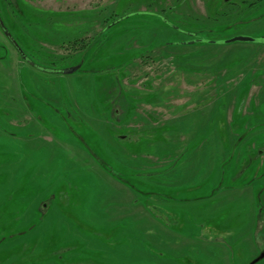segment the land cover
<instances>
[{
    "label": "rangeland",
    "instance_id": "rangeland-1",
    "mask_svg": "<svg viewBox=\"0 0 264 264\" xmlns=\"http://www.w3.org/2000/svg\"><path fill=\"white\" fill-rule=\"evenodd\" d=\"M16 1L2 20L26 60L0 34V264H248L255 246L264 248V0L251 7L254 0H225L235 7L223 0ZM218 10L238 15L186 44L183 32L198 26L185 21ZM234 36L254 40L225 43ZM143 84L156 92L135 93ZM115 97L146 105L136 109L143 126L183 118L182 132L194 140L187 148L181 142L179 153L207 155L177 169L126 166L141 193L132 203L144 206L145 193H164L160 183L186 174L182 185L197 187L181 196L205 195L223 174L216 203L206 207L216 231H225L219 239L205 243L208 233L197 235L206 229L185 212L168 229L187 242L144 232L142 216L115 209L121 194L112 177L124 181L125 158L139 164L144 151L153 164L175 155L114 139L102 121ZM132 126L139 128L137 120ZM154 178L157 185L148 183Z\"/></svg>",
    "mask_w": 264,
    "mask_h": 264
},
{
    "label": "crops",
    "instance_id": "crops-1",
    "mask_svg": "<svg viewBox=\"0 0 264 264\" xmlns=\"http://www.w3.org/2000/svg\"><path fill=\"white\" fill-rule=\"evenodd\" d=\"M139 87H141V89L143 88L142 91H139L137 89V91L134 90L135 93L139 92L143 94V93L156 92L154 90L150 91L148 84L147 85L143 84ZM122 90H124V93L126 94H130L134 92L133 90H126L124 87L122 88ZM116 100H117L116 103H114L113 105L111 104L109 105L110 119H112L114 123L108 121L111 123V124L109 123L110 124L108 128L109 131H111L114 128V132H117L118 134L116 135V137L114 135V139L117 138L119 141L125 140L127 141V143L135 142L136 144L140 142H145V145H143L144 147L147 145H148L147 147L153 145L159 150L162 149L163 151H172L173 153H175V155H173L172 157L173 159H165L167 158L166 155H160L161 157L157 158L158 160L153 164L150 163L149 161L146 162L144 159H142L143 157L144 158H148L150 156L152 157V155L150 154H145L146 155L145 156L144 151L142 152L140 156L142 158L139 159V164L138 163L131 164L132 161H130L128 158H125V159L123 158L124 159L123 165H121V167L123 168L120 171L122 172L123 177L125 176L124 181L117 177L115 178L112 177L113 181L111 177L108 180L114 183V190L115 191L118 190L121 194L120 195L121 199L119 200L113 199L115 202V205H114L115 209L119 208L118 209L119 211H123L124 214H128L131 216H134V215L142 216L146 222L141 223L139 227H141L144 232H150V233L153 232V234H156L160 238L176 237V238H180L181 241L187 242L188 241L187 237L183 235H174L168 229V227L171 229H176V225L175 227H173L172 225H174L176 222V219L179 218V216L185 212L188 215V221H190V223H192V221L194 222L199 221L201 223V226L206 229V230H202V232L204 233H198L197 235V236H201V235L208 233L206 239L203 240L205 243L212 241L209 239V237L213 235L217 236L216 238L219 239L221 234L224 233L225 231L221 229H219L221 233H218L216 231V228L210 222V220H212L213 217L206 216L207 215L206 207L214 202L216 203L217 199L214 198V192L217 190L220 191V188L222 185L223 174L221 176L220 183H218L217 185V188H214L211 193H208L205 195H200V194H196L195 192H192L194 193L193 194L194 197L181 196V192L183 190L189 193L191 189H194L197 187V184H192L191 180L189 181L187 185H182V181L188 178L186 174L184 179L182 180L174 179L169 182L164 181L163 183H160L159 186L163 188L164 193L158 192V193H153L151 195L149 192L145 193L148 195L144 197V206L140 204L137 206L136 204L132 203V200L134 199V195H138V194L141 195V193L137 188L131 185L128 179V176H129L128 173L134 170H131L129 172L126 166L129 167L132 165H136L138 169L137 171H141L140 169L143 168L144 170L143 169L142 170L144 172H145V169H150V170L164 169L166 166H169V165H172L174 166V169H177L181 167L184 161L186 160V159L184 160V155L181 156V153H179L181 151L180 147L182 146L181 142L188 141V143L186 144V148H187L190 145L189 142L194 140L193 139L194 136H192L189 133L182 132L183 130L180 126L185 124V120L178 116L176 118L173 117L172 120L164 119V120H161L160 122H158L159 120L154 123L152 122L150 123L152 125L151 128H149L150 124L148 125L146 124V126H143V124H145L146 118L144 117L145 118L144 119L143 116L140 115V113L136 112V109L138 107H142V105L140 104L144 105L143 102L141 103L138 102V104L140 105L138 106V104L134 105L133 103L132 105H129L126 101L120 100L118 98H116ZM155 102H152V103H155ZM149 106H153V105H149ZM135 120H137V126L139 127L138 129H135L132 126ZM235 137L227 136L225 140L234 142ZM245 139L249 140L248 136H246ZM200 140L202 142L206 141V139H200ZM236 140H237V137H236ZM199 147H206V145L205 143H201ZM253 147L254 146H252V148ZM192 153L193 152L189 154L186 162L188 161L191 163L193 162L194 166L200 165L202 163V159L205 160V158H207L206 154H204V157H202L198 155V153H196L195 155L192 156V160H191L190 155H192ZM126 169L128 170V173H126ZM195 169L190 170V174L192 172L195 173ZM155 179L157 178H154L152 180L153 182L149 181L148 183L157 185ZM129 192H131V195L129 194ZM198 200H203V201L198 202ZM186 202L190 203L188 205L190 206L189 211L185 209L180 210V208L184 204H186ZM193 203H194V207L192 208ZM139 208L142 209L141 212H138ZM152 208L155 209L154 212L150 210ZM133 211H137V212H133ZM169 218L171 222L170 220H168ZM134 227L138 229L135 223H134ZM226 232L229 233L228 230ZM255 248H256V253H254L253 257L257 253H259L260 250L264 249L263 247H256V246ZM251 251H254V250L251 249L250 252ZM224 257H225V250H224Z\"/></svg>",
    "mask_w": 264,
    "mask_h": 264
},
{
    "label": "trees",
    "instance_id": "trees-1",
    "mask_svg": "<svg viewBox=\"0 0 264 264\" xmlns=\"http://www.w3.org/2000/svg\"><path fill=\"white\" fill-rule=\"evenodd\" d=\"M256 1H258V0H254V1H252V2H250V3H248L247 5L249 6V7H251L252 5H254L255 3H256ZM225 3V5L226 6H229V7H232V6H230V5H234V7H235V4L236 3H233V2H231V1H227V2H225V0H223L222 1V3ZM223 3V4H224ZM223 4H221V5H219V6H222L223 7ZM241 4L242 3H240V4H238L237 3V5H238V7H240L241 6ZM240 5V6H239ZM247 6V7H248ZM217 7V6H216ZM231 10V9H230ZM230 10H221V11H217V12H215V15H213V16H206V17H204V18H200V17H196V18H194L193 19V22L192 21H185V24H187V23H189L190 24V26L192 25V24H196L197 26H198V28L196 29V31H188V32H183L184 33V36H186V41L187 42H189V41H192L191 43H187L186 42V44H195V43H197V42H200V40H198L197 38H198V36H199V34H200V32H210V30L208 29V28H210V27H212L213 28V24L215 25V24H217L216 23V21H219V20H221L223 17L224 18H228V17H230V16H233V15H238V14H236L235 13V11L234 10H232V11H230ZM236 16H234L233 17V19H231V21H233V22H228L227 24H234V21H235V19L237 18ZM209 20V21H208ZM178 21V20H177ZM180 24H182V22L181 21H178ZM192 23V24H191ZM210 24V25H209ZM170 29H172V28H170ZM174 29H172V31H173ZM190 30H192V29H190ZM81 40H83V39H81ZM77 40H75V42H73L72 43V45H79L77 42H76ZM79 42V41H78ZM203 42H205V41H203ZM82 44H84V43H82ZM66 55H68V54H66ZM66 55H64V56H66ZM64 56H62V57H64ZM59 60H63L62 58H59ZM55 62V61H54ZM53 62V63H54ZM51 70H56L55 68H52ZM113 91L114 90H112L111 89V87H107L106 88V93H109L110 92V96H112V93H113ZM118 92V91H117ZM118 94H120L119 92H118ZM115 98H117V97H115ZM118 99H120V100H122L120 97L118 98ZM110 110V109H109ZM108 121H110V122H112V123H114V121L112 120V119H110V114H109V118H105L103 121H102V124L103 125H106V126H104V127H106V128H109V125L111 124L110 122H108ZM110 123V124H109ZM112 131V130H111ZM109 132V131H108Z\"/></svg>",
    "mask_w": 264,
    "mask_h": 264
},
{
    "label": "water",
    "instance_id": "water-1",
    "mask_svg": "<svg viewBox=\"0 0 264 264\" xmlns=\"http://www.w3.org/2000/svg\"><path fill=\"white\" fill-rule=\"evenodd\" d=\"M5 34L6 36L10 37V33L5 30ZM254 39L250 38V37H245V36H234L231 38H228L225 40V43H230V42H234V41H247V42H252ZM264 41V40H262ZM192 41H189V43H191ZM211 43H213V41H211ZM80 64L75 65V66H71L68 68H65L62 70V73H72L75 70H77L79 68ZM261 259H264V249L260 250L259 253L252 259L250 260V262L248 264H255L258 261H260Z\"/></svg>",
    "mask_w": 264,
    "mask_h": 264
},
{
    "label": "flooded vegetation",
    "instance_id": "flooded-vegetation-1",
    "mask_svg": "<svg viewBox=\"0 0 264 264\" xmlns=\"http://www.w3.org/2000/svg\"><path fill=\"white\" fill-rule=\"evenodd\" d=\"M12 1L14 3L16 2V4H17L16 0H0V34L5 36L6 39L8 41H10L14 45V47L18 50V53L20 54V59L24 61V60H26V56L24 55L23 51L20 49L18 44L12 39L11 35H10V37L6 36V34H5L6 27H5V24H4L3 20H2V13H3L4 9H5V6L7 5V3H8V5H11ZM12 7H14V5H12Z\"/></svg>",
    "mask_w": 264,
    "mask_h": 264
}]
</instances>
